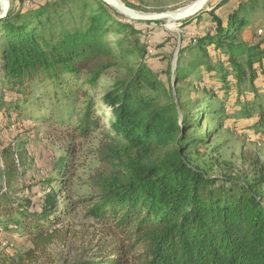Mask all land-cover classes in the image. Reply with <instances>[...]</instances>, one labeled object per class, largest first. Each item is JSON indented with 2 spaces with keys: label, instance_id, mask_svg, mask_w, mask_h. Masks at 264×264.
Masks as SVG:
<instances>
[{
  "label": "trees",
  "instance_id": "trees-1",
  "mask_svg": "<svg viewBox=\"0 0 264 264\" xmlns=\"http://www.w3.org/2000/svg\"><path fill=\"white\" fill-rule=\"evenodd\" d=\"M230 2L176 24L199 29L188 40L181 36L164 85L148 64L158 54L133 26L164 21L129 20L101 0L12 1L0 21V114L61 126L67 115L75 121L67 125L73 137L99 131L98 166L88 193L61 196L75 164L60 156L51 168L56 176L42 180L38 192V183L24 181L25 151L3 148L0 230L25 235L31 246L1 255L0 264L50 261L48 248L66 241L63 222L78 211L102 228L89 257L62 264H264V164L254 159L247 173L210 174L212 164L198 165L192 156L207 138L189 134L211 113L220 126L229 121L264 136L263 43L239 40L250 29L247 14L264 8V0H237L221 12ZM106 77L100 94L89 93ZM191 83L202 100H181L178 85ZM75 89L84 108L67 112L53 103L47 116H37L44 99H69ZM190 106L199 113L190 114Z\"/></svg>",
  "mask_w": 264,
  "mask_h": 264
},
{
  "label": "rangeland",
  "instance_id": "rangeland-1",
  "mask_svg": "<svg viewBox=\"0 0 264 264\" xmlns=\"http://www.w3.org/2000/svg\"><path fill=\"white\" fill-rule=\"evenodd\" d=\"M14 0H10L12 3ZM126 5L130 3L131 8L146 12L159 13L165 11H174L189 7L195 0H119ZM219 0H209L205 9L208 6L215 4ZM237 0H231L229 6L221 12L226 11ZM262 4V3H261ZM250 29H244L239 37V40H251L253 43H263L264 48V8H258L253 13L247 14ZM208 19L202 21L200 26L202 29L209 28ZM142 31V38H145L148 49L152 50V54H158L156 57H150L148 64L153 67L159 74V78L163 84H167V76L164 72L167 66V60L175 68L177 60V48L180 43L181 36L185 40L195 37L199 28L198 24H191L184 28L173 23H135L133 25ZM114 40V34L109 36ZM186 42V41H185ZM159 44L161 46L159 47ZM165 55V57H162ZM261 80V78H258ZM108 77L103 78L99 86L89 93L96 92L100 94L105 89V85L109 84ZM186 86L185 84L178 85L179 94L182 95L181 100H188L195 97L203 99V93L200 91L197 96H193L194 84ZM81 91L69 90V99L59 96L58 99L46 101L37 116H47L48 109L51 104L59 108L61 111H71L74 109L77 112L84 108V99L80 98ZM260 99L264 97V79L262 85L258 88ZM76 96V99L74 97ZM162 101L165 98L162 96ZM216 107L220 106L222 101L213 102ZM205 105L202 104L201 108ZM199 108L190 106L189 112L192 115L199 113ZM211 110L207 109V112ZM109 113H106V115ZM67 116V115H66ZM65 116L66 124L61 126L54 121H26L17 122L12 117L0 114V151L12 146L14 149H22L25 151L26 162L24 169L26 171L24 181L25 184L38 183L39 185L33 188V191H40L42 180L51 178L54 175L52 164L60 156H71L72 162L75 164V169L68 172L65 176L67 180L63 185L64 192L61 196L67 195L73 198L79 194L88 193L90 188L87 185L88 176L98 166V161L94 157L97 140L99 139V131L93 132L88 137H73L70 127L75 121H69ZM108 116V115H107ZM202 118V123L199 127L189 131L190 135L196 138L206 137L207 142L196 147V152L192 154L194 161L198 165L206 166L212 164L211 173L219 175L224 171H230L234 174H244L249 172V162L258 159L264 164V136L248 133L246 130L234 127L225 122L224 126L219 125L217 115L206 113ZM64 120V122H65ZM72 124L71 126H67ZM74 151L69 155V152ZM1 165V163H0ZM52 185L57 187L58 182H53ZM68 225L69 232L66 241L61 243H53L49 248V259H43L41 264H62L71 262L78 258L89 257L95 248V243L100 233L102 226L91 219H86L82 216L81 211L68 215L64 222ZM30 242L25 235L15 231L4 232L0 230V256L21 252L29 248Z\"/></svg>",
  "mask_w": 264,
  "mask_h": 264
},
{
  "label": "water",
  "instance_id": "water-1",
  "mask_svg": "<svg viewBox=\"0 0 264 264\" xmlns=\"http://www.w3.org/2000/svg\"><path fill=\"white\" fill-rule=\"evenodd\" d=\"M113 10H115L121 16L134 21H165L168 23H173L174 25L180 23L182 20L190 18L196 14H199L204 10L209 0H195L193 4L189 7L174 10L165 11L159 13H146L137 11L123 3L119 0H101ZM11 8L10 0H0V21L8 16L9 10Z\"/></svg>",
  "mask_w": 264,
  "mask_h": 264
}]
</instances>
